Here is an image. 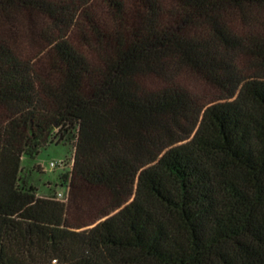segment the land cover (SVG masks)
<instances>
[{"label": "trees", "instance_id": "16d2710c", "mask_svg": "<svg viewBox=\"0 0 264 264\" xmlns=\"http://www.w3.org/2000/svg\"><path fill=\"white\" fill-rule=\"evenodd\" d=\"M0 264H264V0H0Z\"/></svg>", "mask_w": 264, "mask_h": 264}, {"label": "rangeland", "instance_id": "374dc122", "mask_svg": "<svg viewBox=\"0 0 264 264\" xmlns=\"http://www.w3.org/2000/svg\"><path fill=\"white\" fill-rule=\"evenodd\" d=\"M70 155L69 147L65 145H49L36 157L31 164L41 165L43 174H34V183L39 188V195H47L48 187H45L47 182H52L51 186L55 187V177L68 169L69 165L66 164V157ZM65 160V166L61 165V162ZM51 162H55V167L51 166ZM57 192L66 194L67 190L59 186L56 187ZM58 196V195H57Z\"/></svg>", "mask_w": 264, "mask_h": 264}, {"label": "built area", "instance_id": "2783aa9c", "mask_svg": "<svg viewBox=\"0 0 264 264\" xmlns=\"http://www.w3.org/2000/svg\"><path fill=\"white\" fill-rule=\"evenodd\" d=\"M55 162H51V166L54 167L55 166ZM68 191L66 192V194L62 193V192H59L58 193V199L61 200V201H67L68 200Z\"/></svg>", "mask_w": 264, "mask_h": 264}]
</instances>
